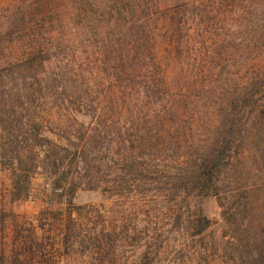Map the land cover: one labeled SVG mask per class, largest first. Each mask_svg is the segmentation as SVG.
Here are the masks:
<instances>
[{
  "label": "trees",
  "instance_id": "obj_1",
  "mask_svg": "<svg viewBox=\"0 0 264 264\" xmlns=\"http://www.w3.org/2000/svg\"><path fill=\"white\" fill-rule=\"evenodd\" d=\"M115 1L99 17L97 55L37 40L0 65L4 196L43 202L28 216L2 198L0 264H179L165 254L179 235L200 236L196 253L215 264H264V0L262 62L242 82L209 74L218 58L194 49L190 3ZM80 191L163 218L141 229L139 207L114 215L105 202L76 204ZM212 198L226 231L206 243Z\"/></svg>",
  "mask_w": 264,
  "mask_h": 264
},
{
  "label": "rangeland",
  "instance_id": "obj_2",
  "mask_svg": "<svg viewBox=\"0 0 264 264\" xmlns=\"http://www.w3.org/2000/svg\"><path fill=\"white\" fill-rule=\"evenodd\" d=\"M154 1L160 9L169 8L184 1L192 5L191 10L184 17L186 20L190 18L187 24L190 25L191 33L195 35L193 47L197 49V52L203 48H209V55H214L215 59L218 58L217 64L207 66L210 75H224L229 82H242L245 76L262 62L256 51L257 19L263 14L261 0ZM115 2V0H0V65L24 56L28 48L36 46L37 40L42 42L49 40L57 44L79 42L82 43V46L77 47L76 52L80 56L97 55L96 44L102 39L99 31L100 26L103 25V22L99 23V17H101V13L110 15L113 11L110 6ZM112 21L113 18L110 22ZM247 45H249L248 49ZM6 80H0V96L3 91L2 85ZM261 136L263 137V135ZM262 137L255 136V140L254 138L252 140L258 144ZM256 147L255 144V149ZM252 164L251 161H247L244 169ZM241 165L243 166V164ZM4 180V173L0 171V202L4 198L6 204L8 203L6 209L28 216L39 212L43 202L38 197H31L28 201H12L9 197L4 196L6 187ZM244 182L243 180L240 183ZM114 201L105 200L99 191H80L75 198L76 204L108 203L106 206L115 211L114 215L123 212L126 215L132 214L134 217V213L139 207L134 220L141 229L147 227L148 221H151V227H156L155 224L158 222L160 224V220L163 218L161 211L160 214H155L156 209L150 208L151 210H149L148 208L149 216L146 214L147 206L140 210V207L145 205L144 203L136 204L134 201H130L117 204ZM204 209L216 222L214 236L211 237L210 230H208L206 236L203 235L204 241L216 243L215 241L226 231L221 227L225 223L221 219V207L217 200L212 198L204 203ZM1 228L2 222L0 221ZM199 239L200 236L193 238L179 235L175 241L170 243L165 253L168 255L167 260L172 259L179 264H205L208 262L215 264L213 260L207 259L203 254L196 253V248L193 245H198L203 250ZM219 252L224 260V253L222 250ZM215 259L219 264L223 263L217 257ZM228 262L231 263L230 260Z\"/></svg>",
  "mask_w": 264,
  "mask_h": 264
}]
</instances>
